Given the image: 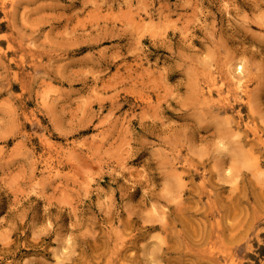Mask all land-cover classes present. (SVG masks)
<instances>
[{
  "label": "rangeland",
  "instance_id": "1",
  "mask_svg": "<svg viewBox=\"0 0 264 264\" xmlns=\"http://www.w3.org/2000/svg\"><path fill=\"white\" fill-rule=\"evenodd\" d=\"M151 263L264 264V0H0V264Z\"/></svg>",
  "mask_w": 264,
  "mask_h": 264
},
{
  "label": "bare ground",
  "instance_id": "2",
  "mask_svg": "<svg viewBox=\"0 0 264 264\" xmlns=\"http://www.w3.org/2000/svg\"><path fill=\"white\" fill-rule=\"evenodd\" d=\"M239 68H240V66H239ZM242 73V72H241ZM239 81V80H238ZM239 84V83H238ZM216 226V225H215ZM156 235V234H155ZM158 238V237H157ZM209 238V237H208ZM216 238H217V236H216ZM155 239V238H154ZM164 239V238H163ZM161 242V241H160ZM250 246H248V248H249ZM247 250H249V249H247ZM165 251V250H164ZM151 261V260H150ZM152 264V263H151Z\"/></svg>",
  "mask_w": 264,
  "mask_h": 264
}]
</instances>
